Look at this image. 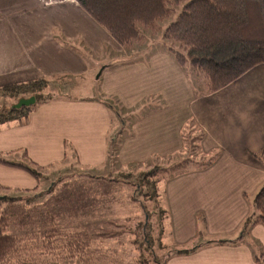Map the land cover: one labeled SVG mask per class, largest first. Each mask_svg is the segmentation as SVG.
I'll use <instances>...</instances> for the list:
<instances>
[{
	"label": "crops",
	"instance_id": "obj_1",
	"mask_svg": "<svg viewBox=\"0 0 264 264\" xmlns=\"http://www.w3.org/2000/svg\"><path fill=\"white\" fill-rule=\"evenodd\" d=\"M152 40L126 50L74 0H0V89L42 82L46 94V89L91 79L100 82L105 102L50 95L23 122L0 124V154L25 153L23 158L38 167L70 157L82 167L123 171L182 150L181 131L193 122L201 137L199 154L211 162L160 185L173 251H190L181 254L186 264H264L261 226L239 240L264 186V64L240 77L248 76L246 83L237 80L202 95L163 43ZM109 98L125 111L151 100L157 104L123 131L124 120L116 105H107ZM20 99L31 98L9 100ZM64 143L73 157L66 156ZM111 147L116 151L109 163ZM32 181L25 171L0 164L1 187L27 191Z\"/></svg>",
	"mask_w": 264,
	"mask_h": 264
},
{
	"label": "rangeland",
	"instance_id": "obj_2",
	"mask_svg": "<svg viewBox=\"0 0 264 264\" xmlns=\"http://www.w3.org/2000/svg\"><path fill=\"white\" fill-rule=\"evenodd\" d=\"M158 38L156 37L152 41H160L159 43H163L164 46L167 45L165 41ZM145 44H151V41ZM158 45L161 46L160 44ZM183 71L187 74L185 69ZM247 79L248 76L237 80L242 85L248 81ZM191 83L193 84L192 81ZM239 83L235 87H241ZM46 85H43V89L47 88ZM193 86L195 87V84ZM99 88L100 82H94L91 79L74 80L67 85L56 86L55 90L46 89V94L43 91V95H48L49 97L50 95L64 93V96L83 100L94 97L100 103L103 102L105 104L104 99L101 98L104 96H101ZM1 89L0 119L2 116L7 115L10 109L20 103L18 101L11 102L9 97H4ZM228 92L229 90H226L223 94ZM225 97L223 96L222 98ZM109 99L112 106L116 105L121 113L120 115L125 124L122 127L123 131L124 129L127 131L131 123L141 120L147 114L146 109L148 106L151 108L152 104H154L153 106L157 104L156 101L151 100V102H145L141 106L132 107V109L125 111L115 99ZM226 99H229L228 96ZM159 102L161 104L160 100ZM11 103L14 104L10 105ZM28 107L29 111L17 120L22 118L21 122H23L25 115H30L33 107L32 105ZM30 107L32 108L30 109ZM109 110L112 111L111 109ZM6 123H11V121L0 124H3L2 126L4 127ZM193 125L194 123L190 122L181 131L182 136H184L182 137V150L158 160V163L152 162L145 166L132 167L123 171L118 166L111 171L109 168L102 169L99 167L91 169L82 167L83 165L77 164L76 161L73 162L70 157L60 165L52 164L38 167L33 163L31 164L26 157L23 158L25 153L23 155L21 152L15 156L0 154V159L6 162L12 160L19 162V164L31 166L32 169L39 173L38 180L33 178L34 181H32L30 190L23 191L21 194H18V191L13 187L0 186L2 188H0V201L6 198L15 199L16 209H19L18 213L33 215L34 219L33 216L32 219L40 227L39 229L49 230L55 228L59 232L74 235L76 233H85L88 237V243L87 248L81 255L70 257L66 248L58 252L60 253L59 257L55 256L56 254H49L43 248H40V241H38L40 236H34L37 231L33 232L28 227L22 229L18 227V215L16 220H14L15 224H12L7 233L23 238L24 243L22 246L34 257L39 256L37 259L39 264L188 263L186 258H182L181 254H175L173 251L176 247L171 244L167 232L166 215L163 212L164 206L160 195L162 186L160 185L162 182H166L168 178L183 173L185 170H197L199 167L197 164L202 165L210 162L211 158H204L199 154L198 146L201 144V137L198 129L193 128ZM196 137L199 138V141L197 144L195 142L193 144V139ZM64 144L66 156H68L72 151L67 143ZM193 145L197 147L194 148ZM111 151H114V149ZM6 156L8 159H6ZM157 170L159 171L155 178L148 177L142 181H159L158 189L160 190L158 193L160 197L156 199L152 196L145 197L135 193V183L139 181V177L149 173L154 175ZM101 181L106 184H102ZM33 197H36V200L26 205L25 201ZM46 215L54 217L52 223L46 220ZM36 216L37 218H35ZM30 233L33 235H30ZM56 247L62 246L57 243ZM176 250L183 252L185 249L184 247H179ZM189 263L197 264L193 260Z\"/></svg>",
	"mask_w": 264,
	"mask_h": 264
},
{
	"label": "trees",
	"instance_id": "obj_3",
	"mask_svg": "<svg viewBox=\"0 0 264 264\" xmlns=\"http://www.w3.org/2000/svg\"><path fill=\"white\" fill-rule=\"evenodd\" d=\"M74 1L126 50L143 47L148 38L160 37L167 43L163 50L172 56L177 66L185 69L202 95L218 92L252 68L264 64V0ZM43 85L42 82H30L5 87L1 92L4 97L12 100L30 97L34 107L50 99L48 95H43ZM110 102L107 105L113 109ZM27 111L29 107H14L7 115L2 116L0 123L17 120ZM198 139L196 137L192 143L197 144ZM112 149L114 147L109 148V163L115 157L116 150L111 151ZM0 164L19 168L35 180L39 179V173L31 166L11 164L2 159ZM207 165L205 163L200 166ZM158 171L154 175H141L135 183V193L158 199L159 181H142L148 177L155 178ZM22 192L18 191V194ZM35 200L36 197H33L26 200L25 204ZM15 201L13 198L0 201V264H39V256L34 257L22 246L23 238L7 233L12 224H15L17 215L18 227L37 231L34 236H40V248L47 253L59 257L58 252L66 248L70 257L83 254L88 243L85 233L74 235L59 232L55 228L39 229L33 215L18 213ZM46 216V220L52 223L54 217ZM255 225L264 229V186L253 199L251 213L243 222L239 240L246 237L248 230ZM57 243L62 247H56ZM189 252L174 251L175 254ZM255 260L260 261L261 258L255 257Z\"/></svg>",
	"mask_w": 264,
	"mask_h": 264
},
{
	"label": "water",
	"instance_id": "obj_4",
	"mask_svg": "<svg viewBox=\"0 0 264 264\" xmlns=\"http://www.w3.org/2000/svg\"><path fill=\"white\" fill-rule=\"evenodd\" d=\"M18 102V105L15 106V108H21V107H28L30 106V104L33 103V99H30V100H19Z\"/></svg>",
	"mask_w": 264,
	"mask_h": 264
}]
</instances>
